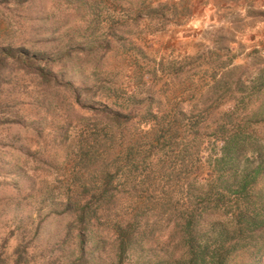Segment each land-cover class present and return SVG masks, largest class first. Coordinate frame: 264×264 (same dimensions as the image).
<instances>
[{"label": "rangeland", "instance_id": "1", "mask_svg": "<svg viewBox=\"0 0 264 264\" xmlns=\"http://www.w3.org/2000/svg\"><path fill=\"white\" fill-rule=\"evenodd\" d=\"M10 46L71 53L57 57V80L47 85L19 67L3 72L0 264L70 263L77 252L68 233L73 214L62 203L77 189V172L93 185L110 171L115 192L129 201L138 199L129 193L137 183L147 213L164 225L154 237L169 250L170 240L179 239L173 227L180 216L174 211L184 201L165 205L167 191H185L196 177L199 187L207 184L211 163L226 145L237 150L240 171L258 169L264 161L262 1L0 0V59ZM115 111L127 116L113 134ZM162 126L177 131L173 144L157 140ZM108 145L115 146L107 150ZM132 145L143 159L135 166L127 164ZM91 146L107 159H89ZM149 146L155 147L151 154ZM147 173L151 178L143 181ZM257 174L264 190V168ZM225 206L209 212L226 213L210 212L211 219L230 225L236 205ZM209 225L205 217L201 232L214 240ZM262 232H254L255 244L264 241ZM153 253L135 251L122 264ZM227 258L228 264H264V246Z\"/></svg>", "mask_w": 264, "mask_h": 264}, {"label": "trees", "instance_id": "2", "mask_svg": "<svg viewBox=\"0 0 264 264\" xmlns=\"http://www.w3.org/2000/svg\"><path fill=\"white\" fill-rule=\"evenodd\" d=\"M58 50L51 53L52 50L35 51L26 47L10 46L4 53L5 57L0 59V81L5 79L3 72H11L18 67L41 77L38 84L47 85L52 80H57L53 76L52 64L55 63L57 57L68 58L71 53L69 50L63 53ZM43 58L48 62L46 67H40L38 64ZM66 85L73 88L70 83ZM73 90L77 95L82 94L81 88ZM112 113L113 122L111 121V124H114L112 131L115 134L122 128L125 123L122 118L127 115L122 111ZM176 132L171 127L166 129L162 126L157 129L156 138L159 141L162 139L173 144ZM112 146L115 145H108L105 148L109 150ZM154 148L149 146V154L154 151ZM92 149V146L89 147V150H86L88 153H85L89 159L93 158L92 154L96 160L105 161L107 159L106 157L101 159ZM236 152L234 146L226 145L222 155L216 157L211 163L214 172L209 179H206L207 184L199 187L198 177H196L190 179L191 182L187 184L185 191L182 190L178 194L175 190L167 191L170 197L166 199L165 196L163 199L165 205L170 207L174 198L177 201L182 198L184 201L180 206L182 209L174 211L180 216L173 227L179 239L173 242L170 240L169 250L166 249V243L154 237L156 230L158 228L162 230L164 225H159L162 223L161 219L155 215L152 219L151 212L147 213L141 200L144 194L137 183L133 184L132 188L130 187L132 191L129 193L138 199L134 201L131 198L129 201L126 195H118L119 192H115L114 177L110 171H103L97 176L93 185L91 179H89L90 185L83 182L85 178H80L77 172L75 174V179L79 182V184L76 183L77 189L74 192L73 190L68 191L62 203V206L73 214L68 233L73 235L71 239L76 245L77 252L72 259H69V264H122L125 258L134 254L135 251L147 255V251L151 249L155 250L153 256L137 259L134 264L143 262L151 264L153 263L152 258L158 264H228L227 257L231 253H238L246 247H252L254 252L261 250L264 241L261 245L255 244L257 236L254 232L263 231L261 235L264 237V190L258 188L257 174L264 168V161L260 162L258 169L240 171ZM128 157L127 164L133 166H135L134 163L143 160L142 156L140 157L135 152L134 145L128 147ZM84 165L87 166L85 163ZM97 171L98 169H95L94 173ZM170 174L175 175V173ZM150 178L151 176L147 173L143 181ZM127 183L128 180L124 184ZM232 195L234 200L231 199ZM175 204L178 202L175 201ZM232 204L236 205V211L232 215L230 225L211 219L212 215L209 210L219 209L225 205V207L232 206ZM214 214L226 213L215 212ZM205 217L210 221L209 229L217 234L214 240L204 237L201 232L200 224ZM151 235L154 239L149 242L146 239ZM91 238L92 242L89 241ZM96 260H99V263ZM14 264L21 263L17 260Z\"/></svg>", "mask_w": 264, "mask_h": 264}, {"label": "crops", "instance_id": "3", "mask_svg": "<svg viewBox=\"0 0 264 264\" xmlns=\"http://www.w3.org/2000/svg\"><path fill=\"white\" fill-rule=\"evenodd\" d=\"M259 1H262V2H264V0H259Z\"/></svg>", "mask_w": 264, "mask_h": 264}]
</instances>
